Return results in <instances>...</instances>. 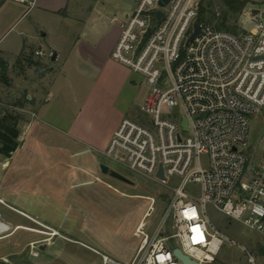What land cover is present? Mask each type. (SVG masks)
Here are the masks:
<instances>
[{
  "label": "built area",
  "instance_id": "built-area-1",
  "mask_svg": "<svg viewBox=\"0 0 264 264\" xmlns=\"http://www.w3.org/2000/svg\"><path fill=\"white\" fill-rule=\"evenodd\" d=\"M160 1L134 0L111 53L143 77L147 91L137 118L119 123L102 154L162 189L135 196L148 205L127 264H184L177 249L196 264H217L226 246L255 264L210 212L264 237V135L250 144L251 123L264 130V11L236 35L199 24L198 0ZM195 23L200 33L189 41ZM83 246L102 264H124Z\"/></svg>",
  "mask_w": 264,
  "mask_h": 264
},
{
  "label": "rangeland",
  "instance_id": "rangeland-1",
  "mask_svg": "<svg viewBox=\"0 0 264 264\" xmlns=\"http://www.w3.org/2000/svg\"><path fill=\"white\" fill-rule=\"evenodd\" d=\"M247 1L249 3L240 14H230L237 19L236 35L250 31L254 27L255 11H264V0ZM102 3L111 13V18L118 16L116 24L123 19L119 14L130 11L134 6V0H102ZM207 5L216 15L212 23L215 27L227 8L221 0H205L204 6ZM32 15L27 14L28 19ZM19 30L18 26L14 27L5 38L6 43L12 41ZM46 50L43 57L36 56L32 49L28 50V54L33 53L34 61L45 63L39 67H28L24 61L17 67L15 62L8 69L9 85L0 83V119L5 114L18 119L20 135L15 162L28 158L30 165L29 169L18 170L15 174L18 182L9 184L8 191L3 192L1 220L10 223L11 228L0 234V264H102L101 258L83 245L127 264L137 247L133 236L135 227L148 205L135 196H156L162 189L149 178L132 173L105 157L102 152L106 148L102 151L90 149L72 156L73 151L86 148L67 136L61 127L47 125L40 122V117H35L34 112L42 103L41 95L54 73V63L50 61L53 49ZM14 54L13 45L7 54L10 62ZM134 78V83L120 89L117 103L126 105L121 115L123 118H137L146 95L143 77L135 74ZM107 114L99 124L102 133L115 121L118 109L114 116L111 111ZM250 135V144L259 146L264 135L263 126L252 122ZM4 160L0 156V168L3 167L1 163L6 162ZM100 163L134 184L102 175ZM69 164L76 166L70 173ZM210 217L222 233L245 247L255 259V264H264V237L216 212H210ZM22 226L42 233L18 229ZM33 244L36 248H32ZM43 245L45 247L41 249ZM217 264H248L247 255L240 248L226 246Z\"/></svg>",
  "mask_w": 264,
  "mask_h": 264
},
{
  "label": "crops",
  "instance_id": "crops-1",
  "mask_svg": "<svg viewBox=\"0 0 264 264\" xmlns=\"http://www.w3.org/2000/svg\"><path fill=\"white\" fill-rule=\"evenodd\" d=\"M0 1V58L7 64V73L24 50L47 52V48L57 54L52 62L53 77L41 95L42 103L35 110V117L47 125L61 127L67 136L86 148L73 151L72 156L90 149H105L119 123L129 118L121 116L126 105L117 102L121 87L134 83L135 73L114 62L111 53L120 36L121 22L133 8L122 11L119 15L123 19L116 24L118 16L111 18L102 0H33L32 7L19 0ZM27 14L33 15L28 19ZM17 26L18 34L6 43L5 38ZM13 45L15 54L10 62L7 54ZM117 109V118L102 133L99 124L109 111L114 116ZM17 151L18 148L10 158L0 155L6 161L0 168V200L8 185L18 182V170L29 169L28 158L15 162ZM75 167L69 164L68 173Z\"/></svg>",
  "mask_w": 264,
  "mask_h": 264
},
{
  "label": "trees",
  "instance_id": "trees-1",
  "mask_svg": "<svg viewBox=\"0 0 264 264\" xmlns=\"http://www.w3.org/2000/svg\"><path fill=\"white\" fill-rule=\"evenodd\" d=\"M204 1L199 3V12L197 22L199 24H211L216 19V15L211 11L209 5L204 6ZM227 12L217 21L215 28L221 31L236 34L237 19L232 18L231 15H238L242 12L245 6L249 3L247 0H221ZM231 14V15H230ZM234 19V20H233ZM33 54V53H32ZM23 51L16 60V66L20 63L26 62L28 67H39L41 63L34 61L33 55ZM9 77L7 75V64L0 58V83L4 86L9 85ZM18 119L12 114H5L0 119V155L5 158H10L18 148V137L20 132L17 128Z\"/></svg>",
  "mask_w": 264,
  "mask_h": 264
},
{
  "label": "water",
  "instance_id": "water-1",
  "mask_svg": "<svg viewBox=\"0 0 264 264\" xmlns=\"http://www.w3.org/2000/svg\"><path fill=\"white\" fill-rule=\"evenodd\" d=\"M169 2V0H161L159 5L161 7H164L167 5V3ZM157 18H160L162 16V13L160 11H158L156 13ZM200 33V25L198 23L194 24V33L191 35V37L189 38V41H192L193 38L198 35ZM56 51L53 50L51 56H50V61L51 62H55L56 61ZM183 127L185 130H187V125H186V121H183ZM99 169L101 171L102 175L105 176H109L115 180L121 181L123 183L129 184V185H133L134 183L129 180L128 178H126L125 176L121 175L120 173L111 170L107 165L100 163L99 164ZM160 177H162V172H160L159 174ZM44 245L41 247V249H44ZM175 255L184 263V264H196L195 262L191 261L187 256H184L180 250H175Z\"/></svg>",
  "mask_w": 264,
  "mask_h": 264
},
{
  "label": "bare ground",
  "instance_id": "bare-ground-1",
  "mask_svg": "<svg viewBox=\"0 0 264 264\" xmlns=\"http://www.w3.org/2000/svg\"><path fill=\"white\" fill-rule=\"evenodd\" d=\"M19 1H21L23 3H28L27 0H19ZM0 202H2V201L0 200ZM10 228L11 227L8 223H6L0 219V234H3L5 232L9 231ZM18 229H23L26 231H31V232H36V233H42V232H38L39 230H35V229L29 228V227H24V226L19 227ZM54 235H56V233H54Z\"/></svg>",
  "mask_w": 264,
  "mask_h": 264
}]
</instances>
